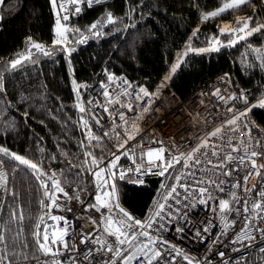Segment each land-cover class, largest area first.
<instances>
[{
  "label": "trees",
  "instance_id": "16d2710c",
  "mask_svg": "<svg viewBox=\"0 0 264 264\" xmlns=\"http://www.w3.org/2000/svg\"><path fill=\"white\" fill-rule=\"evenodd\" d=\"M224 2L226 0H104L91 6L82 5L78 15L62 21L72 29L79 28L86 38L85 42L77 43L82 37L70 31V43L63 41L74 49L69 54L61 45L52 44L56 36L50 0H3L0 3V83L3 85L0 147L39 162L47 173L51 169L62 184L71 182L77 188L87 189L90 184L88 165L83 164L85 149L80 146L81 141L89 143L87 128H91L93 135L102 137L100 147H89L87 151L98 159H106L112 149L92 120L73 108L77 95L73 80L78 89L77 86L93 83L106 74L123 75L133 85L145 86L150 93L159 88L182 99L202 82L225 73L233 90L244 91L248 100L251 99L264 84V69L259 66L254 51L264 48V32H257L235 46L220 47L219 51L188 52L176 72L169 75L171 78L164 80L185 45L205 46L211 37L219 36L220 21L232 22L236 15L254 17L250 26L264 21V0H251V4L201 21L202 12L216 10ZM109 12L116 18L115 23L102 24L98 29L100 35L87 31L94 22L104 20ZM232 24V27L236 25ZM28 37L52 54L45 56L32 49L35 62L25 60L21 66L10 69L9 61L17 58L18 53L27 55ZM220 39L226 42L230 38L224 35ZM81 116L87 121V127L80 123ZM245 119L250 131L261 141L260 152H264V107L252 106ZM87 159L90 163L91 157ZM0 160L4 162L9 187L19 193L16 201L4 193L0 221L9 217L10 210L23 215L21 223L10 225L8 235L11 240L23 228L19 239L29 244L25 250L29 259L20 258L17 263L29 262L37 257L32 232L38 209V182L25 166L3 154ZM73 164L77 167H72ZM13 167L18 171L13 172ZM90 178L97 192L91 174ZM116 186L124 209L134 213L144 210L152 194L150 184L137 187L117 182Z\"/></svg>",
  "mask_w": 264,
  "mask_h": 264
},
{
  "label": "snow or ice",
  "instance_id": "6c2138e0",
  "mask_svg": "<svg viewBox=\"0 0 264 264\" xmlns=\"http://www.w3.org/2000/svg\"><path fill=\"white\" fill-rule=\"evenodd\" d=\"M3 0H0L2 3ZM88 4L91 6L92 3H99L100 0H87ZM52 5V9L54 14L56 15V27L54 29L55 36L57 37L52 41L53 46L61 45L62 49L70 54L71 49L68 47L67 43H62V41H67L70 43L68 38V33L70 31H75L82 38L77 43L85 42V37L83 32L79 28L72 29L66 23L62 24V21L67 22L70 19V9L66 5L70 3L71 5H77L74 8V12L72 14H79L81 12V8L78 6L81 3V0H61L58 4L57 0H50ZM251 4V0H226L222 4V6L218 7L216 10H209L201 13V21H207L209 19L220 16L228 10L237 9L243 5ZM253 10L255 11V5H252ZM59 9V11L57 10ZM61 13L63 15L61 16ZM116 18L113 16L111 12L107 13L106 21H97L89 26L87 29L88 32L92 33V35H100L101 33L98 31V27L103 23H115ZM236 26L230 27L227 24L219 26V36H213L208 41V47L206 48H192L189 46L188 51H195L197 53L210 52V51H219L220 47H228L235 46L236 43L240 41L246 40L248 37L252 36L257 32H264V21L255 22V26H250L254 23V17L249 16L246 18L237 17L236 18ZM198 32V29L196 30ZM193 35H196L194 32ZM229 35L231 38L226 42L220 39L221 36ZM28 52L27 55L24 53H18L17 58L9 61L10 69H16L18 66H21L25 60H32L33 53L32 49H35L36 52H42L43 55L49 56L52 53L45 49V46L34 42L32 37H28ZM257 53V59L260 61L259 66L264 69V48H257L254 50ZM187 53H185L186 55ZM183 57H179L176 64L172 65L171 73H175L177 68L179 67L180 60ZM227 75V74H226ZM170 76H166L164 78L165 81L170 79ZM113 74H108V80L110 82H114ZM223 79V78H222ZM75 80H73L74 91L77 92V96L79 97L78 89L75 87ZM122 83L126 86L121 88V90L113 96L112 93L105 86L104 82H101V88L103 89V96L107 99V104H119L120 107H127L129 111H134V106L131 103L125 104L120 96H130L132 95L129 92L133 86L127 80H123ZM163 86V84L161 85ZM81 87H85L81 85ZM0 91H3V85L0 83ZM159 88L155 93H150L144 86H138V91L135 92V100L140 101L144 97H149L148 105L144 107L143 112H147L153 102V97L158 96ZM211 95L217 97L220 101L227 104L229 101L241 100L243 101L245 107L243 109H237L235 106H230L227 108V111L231 113V118L224 121L223 124L216 126L213 131L205 133L202 137H198V144L195 147H192L188 150H181L177 148L175 151L172 149H166L163 147L162 141H152V143L161 145L158 148H148L146 151L141 150V146L137 145L135 148H126L128 142L135 139V135L139 133L140 127L136 121H129L126 119L125 114L123 112H115V115L119 117V119L123 122L120 126H114L111 130V133L105 131L104 136L109 137L112 134H115V138L119 142L115 145L117 153L112 154V159L104 164L103 157L97 158L92 152L87 151L89 147H100L102 137L96 136L92 134L91 128H87V136L89 143L86 145L83 141L80 142L81 148L85 149L84 156L85 160L83 162L84 165H88L87 171L91 173L94 177L97 187V194L95 196V203L89 204L84 207V211L88 212L94 209L96 212H101L102 208L108 209V215L101 214L99 220L89 217V221L92 225H95L97 229L103 226L102 234L96 237H93L92 232L89 231L87 233H83L80 239L81 244L91 243L92 245H98L96 248H89L88 251L84 254L83 259L89 261L91 264V260L95 259L96 254H99L102 258V264H133V262H137V264H175V256L170 258L166 257L165 251L161 250V246L167 245L172 251L176 253L177 256L183 255L182 251L177 248L176 245L171 244L169 241L164 239L162 236L152 234L153 225L158 224V228L154 229L159 232L161 230L167 231L165 224H171L173 220L177 219L179 216V209L175 208L173 204L168 203L169 199L173 200L175 205L181 204L182 193L178 191V188H182L185 195H183V199L188 200L191 199L202 205H207L210 200H214L210 189L215 187L220 191H223L221 187L226 181L224 179H220V176L223 177H231L233 173L239 171L241 167L247 169V174L243 177V181L245 184L249 180L250 177L255 176L259 177L261 181H264V173H262V169H264V164L257 165V158L264 156V152H258L255 150V147L252 144V136L249 129V125L245 124L244 128L249 129L246 133L248 137V143L244 141H239L237 146L232 145L233 136H227L226 145L231 148V152L227 153L219 163H213L211 157H216L219 159V152L217 151L220 148V145L212 144V138H222L227 131L235 132L239 129L238 121L242 118H246L249 111H251V106L248 101V94L244 91L239 93L237 96L235 93L224 96L221 94V90L217 88ZM95 101H90L89 103H93ZM97 103L98 106L99 102ZM259 104L261 107H264V96H262L259 100ZM81 113L90 112V109H86L81 103H77L75 105ZM104 111L109 112L110 109L107 105H104ZM25 115H27L25 113ZM96 120L97 124H100V119L95 115L92 117ZM142 117H137V120ZM80 123L87 127V121L84 120V117H80ZM130 125V127H129ZM118 127H124L123 134L117 131ZM126 137V139L124 138ZM92 141H95V144H92ZM261 141L259 139L255 140L256 145H260ZM243 149L244 155H232L233 152H239L240 149ZM203 149V151H202ZM123 150V151H121ZM41 152L44 151L43 148L40 149ZM139 151V156H137V152ZM168 153L165 156V153ZM199 153V154H198ZM0 154L9 157L11 160L18 162V165L25 166L31 173L36 181L39 183L40 188L43 190V195L49 203H46L45 200H41L40 204L42 208L49 209L48 212L45 213L49 219L54 222L64 221L65 227L55 230V225H52L53 228L51 236L49 235V225L45 223V216L37 217V223L34 225V231L32 232V236L35 242V251L42 253L45 256H51L53 259L50 262H45V264H61V261L56 259L59 255H61V251L59 248H55L56 245H61L65 250H69L70 244L68 241L64 239L65 236L69 233V228L67 226V220L63 216H57L51 214V209L56 208L59 209V194H63V196L68 197L69 199L73 198L69 196V193L65 191L64 187H62L61 181L56 179V174L52 173L50 176L45 169L39 164V162H34L33 160L19 155L14 152H10L9 149L5 147H0ZM121 156H126L129 160H131L132 165L134 167H129L127 169L120 168L118 169V161ZM88 157H91V161L89 163ZM145 157L147 160L145 161ZM212 165L211 168L205 169L201 166L204 162ZM230 163H236V168H231L230 170H226V165ZM177 165H182L181 169H177L175 173L170 172V169L176 168ZM72 167H77L75 164L71 165ZM80 167H83L81 165ZM154 169H158V175L161 177H165V180L162 181L160 188L166 190L162 195L161 199H156L153 201V204L149 208V212L146 218H137L130 214L127 210L116 203L114 205L115 208L119 209V213H115L113 211V201L117 200V180H127L132 183L144 184L145 181L143 179L144 176L148 175ZM183 169H187L188 171H184ZM219 169L220 171L217 173L215 170ZM196 170L201 172L211 173L212 175H206L202 177L196 176ZM13 172H17L18 168L13 167ZM132 175H129V174ZM166 173L168 176H166ZM79 175V173H77ZM216 176L217 178H213ZM47 177V179H46ZM175 180V183L168 184V178ZM190 178V182H189ZM184 181L183 183L181 181ZM111 181V183H109ZM260 182V181H258ZM207 185V186H205ZM241 185L239 182L234 183L232 187L238 188ZM256 185H253L252 188H244L245 197L243 200L242 211L245 216L244 226L241 228L240 232L236 234V237L232 243L242 242L244 239L255 242L256 237L251 235L250 227L251 221L256 218H264L261 214L264 213V185H262L261 190L257 193L258 196L261 197L260 201L253 200L251 205L249 206V199L247 194L250 193ZM101 189H105L101 191ZM0 191H3L6 195H10L13 197V200H18L19 193L12 187H9V177L8 174L4 171V162L0 160ZM82 191V190H81ZM231 201L220 199L218 203L219 215L221 216L222 223L224 225L221 235H224L228 228L231 227V223L227 218V213L231 212L233 209L230 207L232 202L240 203V197L234 191L231 194ZM103 197H107L104 199ZM77 200H81L79 194L75 197ZM163 200V202H161ZM4 199L0 196V207L4 206ZM196 204L193 203L192 207H195ZM17 209L20 207L17 204ZM187 207V205H185ZM68 211H72L71 208L67 209ZM168 210V211H166ZM215 211V209H213ZM239 213L241 209H236ZM251 213V215H250ZM187 214H185L186 217ZM166 216L168 217L167 221L165 220ZM185 217H181V219H185ZM24 217L22 214H18L16 210H10L9 217L6 220L0 221V264H17V260L22 258L27 261L29 259V253L25 251L29 248V244L26 241L20 240L19 237L23 235V228L21 227L14 237L9 239L8 233L11 231L10 225L13 223H21ZM211 222L209 221L208 224ZM41 226H43V232L41 233ZM176 232L183 233L185 231L184 226H177ZM261 233V240L264 241V229H256ZM203 232H208L209 227L205 224ZM109 237H113V239H109ZM195 237L203 240V236L201 234V230L198 228L195 232ZM216 241H213L215 244ZM250 246V245H248ZM16 249H20L17 251ZM76 245L73 242L71 244V250L75 251ZM233 251L240 252V249L234 248ZM261 254H264V247L259 249ZM110 254V255H109ZM108 256L107 259H103L104 256ZM219 255L223 257L225 255L224 252H220ZM184 259L188 260V264H192V260L189 259L186 255ZM261 261H264V255L259 256ZM75 264V261H73ZM227 264V262H226ZM240 264H248L247 258L242 260Z\"/></svg>",
  "mask_w": 264,
  "mask_h": 264
},
{
  "label": "built area",
  "instance_id": "2783aa9c",
  "mask_svg": "<svg viewBox=\"0 0 264 264\" xmlns=\"http://www.w3.org/2000/svg\"><path fill=\"white\" fill-rule=\"evenodd\" d=\"M103 1L104 0H100V2ZM60 2L61 0H57L58 4ZM93 4L96 3H92L91 5ZM82 5L89 4L87 0H81V3L78 6L81 8ZM66 6L70 9V17L78 15L72 14L74 12V8L77 5H71L70 3H68ZM57 10L59 11V9ZM62 15L63 13H61V16ZM113 76L115 78L114 82H110L108 80V74H106L105 77L100 78L93 83L84 85L85 87H81V85L77 86L81 93L79 92V97L76 95L73 108L79 111V109L75 105L77 103H81L86 109H90L91 111L87 112L85 115L92 120L96 130L103 136L105 131L111 133V130L114 126H120L123 124L119 117L115 115V112L117 111L123 112L127 120L136 121L139 124L140 131L135 135V139L128 142L126 148H135L137 145H140L141 150L146 151L148 148H158L161 146L159 144L152 143V141H162L163 147H165L166 149H172L173 151H175L177 148L181 150H188L198 144V137H202L205 133L213 131L216 126L223 124L224 121L231 118L232 114L227 111L228 107L233 105L237 109H243L245 107L243 101L239 99L229 101L227 104H225L217 97L211 95V93L219 88L221 90V94L224 96H228L233 93L239 96L241 90H233L225 73L215 75L211 79L202 82L199 86L193 89L187 96L182 99H179L175 95L159 89L158 96L152 98L153 102L147 112H143V109L148 105L149 97H144L140 101L135 100V92L138 91V86L141 85H133L123 75ZM123 80H127L132 84L133 87L129 89V92H131L132 95H122L120 96V99L125 104H133L135 109L134 111H129L127 107L122 108L119 104L108 105L107 99L102 94L103 89L101 88V82H104L108 90L112 93L113 96H115L121 90V88L126 87L122 83ZM262 96H264V84L262 89L259 91V94L248 100L249 105L251 107L260 106L259 100ZM90 101L99 102L100 106H98L95 102L89 103ZM104 105H107L109 107V112L104 111ZM93 115L100 119V124H97L96 120L92 118ZM137 117L142 118L137 120ZM245 124H247L246 119L242 118L240 121H238L239 129L237 131H227L222 138L211 139L212 144L220 145V148L217 149V151L219 152V159H217L216 157H211L213 163H219L227 153L231 152V148L227 147L226 145L227 136L234 137V139L232 140L233 146H237L239 141L248 143V137L246 133L249 131V129L244 128ZM117 131L123 134L124 127H118ZM250 132L253 138L252 144L255 147V150L260 152L258 145L255 144V140L258 138L252 131ZM104 138L107 144L112 149L111 153L107 156L106 159H104V164L106 165L107 162L112 159L113 153L119 155V153H117L115 145L122 141H118L115 138V134H112L109 137L104 136ZM124 138L126 139V137ZM167 155L168 153L166 152L165 156ZM232 155H244L243 149L241 148L239 152H233ZM137 156H139V151L137 152ZM146 160L147 157H145V161ZM261 164H264V156L257 158V165L259 166ZM129 167H134L131 160H129L126 156H121L120 160L118 161V169H127ZM199 167H204L205 169H207L211 168L212 165L207 164V162L205 161L201 166H197V169ZM236 167V163H230L226 165V170H230L231 168ZM181 168L182 165H177L176 168L170 169L169 171L175 173L177 169ZM183 170L188 171L187 169ZM215 171L218 173L220 170L216 169ZM261 171L262 173H264V169H262ZM52 173L53 171L51 169H48L49 176ZM90 174L91 173L88 172L90 184L87 189L77 188L71 182L62 184V187H64L65 191L68 192L69 196L73 198L69 199L68 197L63 196V194L58 193V204L59 209L61 210L58 211L56 208L51 209L52 215L63 216L66 218L67 226L69 228L68 235L64 237V239L70 244L69 250H65L59 244L54 246L55 248H59L62 253L61 255L56 257V259L61 261V264H73V261H75V264H89V261L83 259L84 254L88 251L89 248L94 249L98 247V245H92L91 243H80V239L83 233L91 231L93 237L102 234L103 226L97 229L95 225H92L90 223L88 218L93 217L99 220L102 213L104 215H108L107 208H102L101 212H96L94 209L88 212L84 211V207L86 205L95 203V196L97 194L94 182L90 178ZM246 174L247 169L241 167L239 171L233 173L231 177L220 176V179H224L226 181L221 186L223 188V191L212 187L210 191L215 199L210 200L207 205L199 204L195 201H192L191 199H183L182 197L183 195H185V193L183 192L182 188H178V191L182 193L181 204L175 205L174 201L171 199H169L168 203L173 204L175 208H178L180 210L179 216H177V219L173 220L171 224H165L167 231H155L154 229L158 228V224H154L153 230H151L154 236H162L171 244L176 245L177 248H179L183 253V255L177 256L174 251L168 248L167 245H164L161 246V250L165 251L166 257L170 258L172 256H175V264H188V260L184 259L185 255L192 260V264H226V262L227 264H240V262L245 258H247L248 264H264V261H261L259 259V256L264 255L259 252V249L261 247H264V241H262L260 238L261 233L256 230L264 229V218L258 217L251 221V227L249 230L251 232V235L256 237L255 242L249 241L247 239H244L242 242L237 243L231 242L235 239L236 234L240 232L245 223V214L242 211L243 200L245 197L244 188H252L253 185H256V187L247 194V197L249 199V206L251 205V202L253 200H261V197L258 196L257 193L261 190L262 185H264V181H261L259 177L252 176L245 184V182L243 181V177ZM129 175L132 174L130 173ZM206 175L212 174L196 170V176L198 178ZM166 176H168L167 173ZM213 178L217 177L213 176ZM143 179L145 183L142 185L138 183H132L127 180L116 181V183L125 182L129 185L137 187H147L149 184L151 185L152 194L144 210L141 213H134L127 210L134 217L142 219L147 217L149 208L153 204V201L156 199H161L162 195L166 191L160 188V185L162 181L165 180V177H161L158 175V169H154L148 175L144 176ZM181 182L183 183L184 181L182 180ZM237 182H239L241 186L234 189L232 185ZM167 183H175V180L169 177ZM38 190V209L33 224V231L34 225L37 223V217L45 216V213L49 211V209L41 207V200H45L46 203L49 202L44 197L43 190L40 188L39 183ZM234 191L241 198L240 203L237 204L235 202H232L230 204V207L233 210L226 215L229 222L231 223V227L228 228L227 232L224 235H221L224 225L222 223L221 216L219 215L218 203L220 199L231 201L232 198L230 194ZM77 194L80 195L81 200H77L74 198ZM0 196H4L3 191H0ZM103 198L107 199V197ZM161 202H163V200H161ZM116 203H119L120 205L119 198L113 201L112 204L113 211L115 213H119V209L114 207ZM193 203L196 204L195 207H192ZM185 205H187V207H185ZM68 208H71L72 211H68ZM238 208L241 209L239 213L236 211V209ZM213 209H215V211H213ZM185 214H187L186 217ZM261 215L264 216V213H262ZM181 217H185V219L182 220ZM167 219L168 217L166 216L165 220L167 221ZM209 221L211 222L210 224H208ZM45 223L50 226V236L53 231V228L51 227L52 225H55V230L57 231L65 227L64 221L54 222L47 216H45ZM205 224H207L209 227V231L206 233L202 231ZM177 226H184L185 231L183 233L176 232L175 229ZM198 228L201 230L203 240L195 237V232ZM40 231L41 233L43 232V226H41ZM109 239L114 240L113 237H109ZM213 241H216V243L213 244ZM73 242L76 245L75 251L71 250V244ZM234 248L240 249V252L233 251ZM220 252H224L225 255L221 257L219 255ZM107 258V255L103 257V259ZM52 259L53 258L50 255L45 256L37 251V257L32 261L19 262L17 264H45V262H50ZM90 260L91 264H102V258L99 254H96L95 259L90 258ZM133 264H137V262L134 261Z\"/></svg>",
  "mask_w": 264,
  "mask_h": 264
},
{
  "label": "rangeland",
  "instance_id": "374dc122",
  "mask_svg": "<svg viewBox=\"0 0 264 264\" xmlns=\"http://www.w3.org/2000/svg\"><path fill=\"white\" fill-rule=\"evenodd\" d=\"M54 16H55V19L57 18L56 17V15L54 14ZM236 18L237 17H239V15H236L235 16ZM236 18H233V21L231 22L230 20L228 21V20H225V21H220V23H219V26H222V25H224V24H227V25H229L230 27H232L230 24H234L235 23V21H236ZM242 18V17H241ZM101 21H106V17H104V20L102 19ZM103 24V23H102ZM102 24L98 27V29L99 28H101V26H102ZM232 24V25H233ZM236 26V25H235ZM234 26V27H235ZM229 38H231L230 36H229ZM62 43H64L63 41H62ZM189 46H191L192 48H206V47H208V43L205 45V46H193V45H190V44H187V45H185L181 50H180V52L178 53V55H177V57L175 58V60H174V62L170 65V68H169V70H168V73H167V75L166 76H169L170 74H171V67H172V65H174V64H176L177 63V61H178V58L179 57H183L184 55H185V53H188V52H195V51H188V48H189ZM65 53H67L66 51H64ZM197 53V52H196ZM79 92L81 93V91L79 90ZM79 93V94H80ZM259 94V93H258ZM257 94V95H258ZM256 96V95H255ZM255 96H253V97H255ZM252 97V98H253Z\"/></svg>",
  "mask_w": 264,
  "mask_h": 264
},
{
  "label": "crops",
  "instance_id": "0c3cea01",
  "mask_svg": "<svg viewBox=\"0 0 264 264\" xmlns=\"http://www.w3.org/2000/svg\"><path fill=\"white\" fill-rule=\"evenodd\" d=\"M55 27H56V19H55L54 29H55ZM56 38H57V37H56Z\"/></svg>",
  "mask_w": 264,
  "mask_h": 264
}]
</instances>
